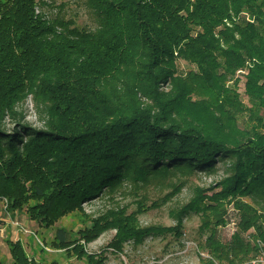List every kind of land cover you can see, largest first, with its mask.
<instances>
[{"label":"trees","instance_id":"obj_1","mask_svg":"<svg viewBox=\"0 0 264 264\" xmlns=\"http://www.w3.org/2000/svg\"><path fill=\"white\" fill-rule=\"evenodd\" d=\"M69 1L0 0V202L54 227L126 180L213 172L230 161L226 177L198 190L181 214L201 212L199 230L214 260L248 264L258 248L244 233L257 225L251 237L264 240V0H77L94 15V27L77 21ZM178 59L196 69L182 73ZM243 68L251 107L229 83ZM28 94L47 117L43 129L17 109ZM246 111L250 121L241 128L235 114ZM229 198L240 221L224 242L216 229ZM132 215L111 211L80 238L109 227L120 243L164 232L141 228ZM55 237L85 254L65 228ZM7 243L11 264H59L31 256L19 240ZM103 257L89 254L87 264Z\"/></svg>","mask_w":264,"mask_h":264},{"label":"rangeland","instance_id":"obj_2","mask_svg":"<svg viewBox=\"0 0 264 264\" xmlns=\"http://www.w3.org/2000/svg\"><path fill=\"white\" fill-rule=\"evenodd\" d=\"M69 3L70 12L77 14V21L80 24L95 26L94 15L85 4L78 3L77 0H70ZM177 66L182 73L196 69L195 64L184 59H178ZM243 69L244 72L238 70L229 83L237 86L242 104L251 107L252 100L245 88L247 68ZM170 88V83H164L160 89L168 91ZM17 109L25 117L22 120L35 130L45 128L47 117L44 113L38 112L32 94H28L17 105ZM235 117L241 128L250 121L247 111L238 112ZM14 126V121L10 118L5 120L4 128L7 131L11 132ZM28 138L24 136L23 140L27 141ZM230 166V161H224L217 163L213 172L175 171L165 176H156L146 183L136 184L126 180L110 191L105 190L96 197L86 199L81 209L67 212L58 219L54 227L41 226L31 220L24 211H10L7 199H3L0 202V255L6 264H11L12 255L7 241L19 240L31 256L57 260L59 264H87L89 254L96 258L104 256L101 258L104 259L102 264H205V259L213 257L206 247L207 234H201L199 230L202 223L201 212L190 211L181 214V210L197 197L198 190L214 186L224 179ZM214 191L216 189L206 192L211 195ZM204 202L208 203L209 199H205ZM224 209L225 222L218 225L216 234L221 241L226 242L230 240L232 233L239 229L240 218L239 210L232 198L225 202ZM120 210L133 214L135 223L141 228H158L164 232L157 235L148 234L139 239L126 237L120 243L117 229L109 227L89 241L80 238L81 231L91 228L95 220L110 216L111 211ZM178 226L183 232L180 236L175 230ZM57 227L65 228L70 240L83 245L85 254L73 250V244L68 246L69 250L57 245L55 243ZM256 229L257 225H252L244 233L250 242L249 235L253 237ZM214 264L226 263L215 259Z\"/></svg>","mask_w":264,"mask_h":264},{"label":"built area","instance_id":"obj_3","mask_svg":"<svg viewBox=\"0 0 264 264\" xmlns=\"http://www.w3.org/2000/svg\"><path fill=\"white\" fill-rule=\"evenodd\" d=\"M240 72H244V70H239ZM250 240L257 246L258 250L255 254H253L248 264H264V240L261 237L252 238L250 235Z\"/></svg>","mask_w":264,"mask_h":264}]
</instances>
